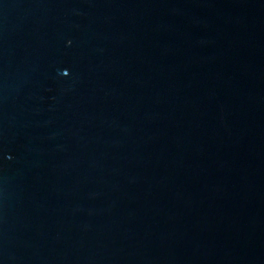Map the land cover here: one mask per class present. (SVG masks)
<instances>
[{
  "label": "water",
  "instance_id": "water-1",
  "mask_svg": "<svg viewBox=\"0 0 264 264\" xmlns=\"http://www.w3.org/2000/svg\"><path fill=\"white\" fill-rule=\"evenodd\" d=\"M0 264H264V0H0Z\"/></svg>",
  "mask_w": 264,
  "mask_h": 264
}]
</instances>
